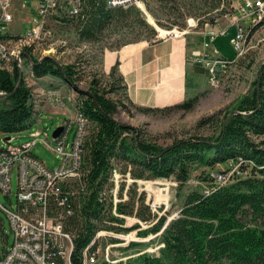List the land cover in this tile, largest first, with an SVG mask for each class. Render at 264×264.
<instances>
[{"label":"trees","instance_id":"1","mask_svg":"<svg viewBox=\"0 0 264 264\" xmlns=\"http://www.w3.org/2000/svg\"><path fill=\"white\" fill-rule=\"evenodd\" d=\"M212 7L218 8L219 0H214ZM66 8L64 2L55 14H50L47 27L52 17L60 21L59 12H62L75 22L79 38L87 41L97 40L112 22L126 25L134 20L140 30L138 35L157 33L133 4L107 7L105 0H79V12L74 16L68 15ZM209 22L213 23V19ZM24 57L33 77L47 74L59 77L77 92L75 106L88 123L81 161L85 192L74 184L64 187L73 190L64 207L68 206L72 213L63 218L65 230L73 234L72 264H82V251L97 230L140 228V223L123 226L125 216L131 214L149 225L139 229L138 235L158 233L161 243L158 253L141 252L134 258L116 262L98 260L95 254V259L87 264H264V62L252 89L237 100L233 109L224 112L214 135L180 138L162 146L113 117L125 105L107 93L118 90L138 113L168 107L139 106L128 100L116 63L108 71L113 78L111 84L101 86L98 80H92L87 90H80L75 84L78 79L75 64L60 63L52 55L38 58L29 53V57ZM193 65L205 73L203 68ZM190 81L187 84L191 85ZM0 92V133L24 129L33 116V93L15 61L9 63V68L0 67ZM193 100L187 98L170 108L188 110ZM238 156L243 159L240 169H245L247 174L235 175L225 184L217 183L211 173L219 170V165L228 167L229 160ZM115 167L121 181L116 188L119 200L114 204L113 192L107 195L104 186H113ZM193 170H197L195 177L199 183L212 189L203 193L201 185H196L183 196L177 214L169 220L166 214L158 216L152 211L145 203L143 192L135 196L138 179L173 178L177 188H181ZM128 178L132 179L131 183ZM123 190L125 199H122ZM64 208L53 202L48 213L57 215ZM107 238L116 241L111 236ZM96 248L97 238L88 246V252ZM55 264L64 263L57 256Z\"/></svg>","mask_w":264,"mask_h":264},{"label":"rangeland","instance_id":"2","mask_svg":"<svg viewBox=\"0 0 264 264\" xmlns=\"http://www.w3.org/2000/svg\"><path fill=\"white\" fill-rule=\"evenodd\" d=\"M213 2L214 0H137V3L133 5L141 10L145 21L154 27L157 32L154 36L138 35L139 27L134 20H131L126 25L123 22H112L102 30L99 38L94 41L80 39L77 30H75V22L59 12L60 21H54V17H52L48 23V27L52 31L51 36L45 40V43L36 45L33 54L34 56L52 55L60 63L75 64L78 78L75 84L80 90H87L92 80H98L101 86H108L113 82L112 76L108 75V65L104 63L105 55L108 52L119 51L128 43L154 42L164 37L173 36L172 33L184 36L191 48L192 45L199 44L205 30L216 31L225 28L229 24L228 17L233 12L232 6L239 2L219 0V7L216 9L212 7ZM57 18L59 19V17ZM210 19H213V23L209 22ZM247 22L248 19L244 21L245 24ZM246 30L248 32L241 54L238 55L234 63L221 70L217 85L209 84L205 73L197 74V85L191 87L188 95V98L194 99L190 109H175L170 108L171 105H169L159 111L138 113L118 90L116 93H107L108 96L118 98L125 105L120 107L113 117L119 122L133 126L145 139L162 146L169 145L173 140L180 138L214 135L217 131L218 120L224 112L233 109L237 100L252 89L264 62V17L262 22L253 29L246 27ZM233 33L234 27L231 26L225 34H217L212 43V47L217 48L218 53L225 58L235 55V50L230 44ZM135 37L139 39L135 41ZM0 67L9 68V64L0 61ZM25 72H27L26 65ZM73 91L71 108L78 97L77 92ZM32 92L34 95L40 93L38 90ZM65 106H69V102H66ZM73 113H69V117ZM214 114L215 116L212 117ZM67 116L68 114L63 108L40 111L37 119L28 122L24 129L10 134L0 133V147H4L7 142L20 144L36 137L45 138L50 145L54 146L55 140L51 135L52 131L61 125ZM36 130H38L37 134H35ZM73 130L74 127L68 133L69 142L72 139ZM5 136H9L10 139L5 140ZM256 139L259 140L260 137ZM31 151L49 168L59 164L58 156L41 141H37ZM114 174L119 186L121 177L117 167L114 169ZM196 174L197 170H193L189 180L181 188H177L173 178L138 179L134 186L135 196L143 192L145 203L150 206L152 211L158 216L166 214L167 220H169L177 214L183 196L188 191L195 189L196 185L193 183L198 181L195 177ZM112 182L111 188L107 184L104 186L107 195L110 191L113 192L114 181ZM128 183L131 182L128 181ZM200 185L203 184L200 183ZM9 186L8 197L11 204L14 205L17 192L15 167L10 172ZM122 196V199L127 198L124 190ZM8 202V198L0 191V203L10 207ZM0 218L3 221V226L0 225L1 246L2 241L6 240L10 244L13 236L9 221L1 209ZM136 223H140V228L110 231L111 233L109 232L108 235L99 236L96 258L116 262L134 258L141 252L158 253L161 246L158 233L138 235L139 229L146 228L149 226L148 224L131 214L125 216L123 226L130 227ZM107 236L115 238L116 241H109Z\"/></svg>","mask_w":264,"mask_h":264},{"label":"built area","instance_id":"3","mask_svg":"<svg viewBox=\"0 0 264 264\" xmlns=\"http://www.w3.org/2000/svg\"><path fill=\"white\" fill-rule=\"evenodd\" d=\"M12 0H0V61L10 63L15 61L16 66L25 75V57L33 54L36 45L45 43L52 31L47 27V18L55 14L62 3H67L66 13L74 16L79 12V0H40L36 6V15L32 18L33 26L23 34L11 36L6 33L8 24L12 20L10 12ZM137 3V0H105L107 7H126ZM233 12L228 17L229 24L222 29L208 30L210 41L217 34H225L229 27H234V34L230 38V44L235 50L233 58H223L214 49L212 53L201 50H194L189 60L205 70L207 80L211 85H217L219 74L224 67L234 63L241 54L243 44L246 41V27L253 28L261 22L264 17V0H244L242 3L234 4ZM248 19L247 24L244 21ZM173 36H177V33ZM208 42H203L207 46ZM34 55V54H33ZM40 58L41 56H37ZM30 60V59H29ZM31 62V61H29ZM27 66V65H26ZM27 70L29 68L27 67ZM46 97L52 95L50 89L41 92ZM2 94V92H0ZM73 102V97L65 99L58 96V101L64 103ZM62 130L54 138L55 145L52 146L45 138H33L24 143L12 144L7 142L0 147V191L8 198L10 207L0 203V209L5 213L12 232V242L2 241L0 246V264H55V257L63 260L64 264L71 263L73 250V234L65 230L63 218L71 214L70 209H65L68 196L73 194L64 187L74 184L76 188L84 191V177L81 168L82 144L87 133V119L77 110L74 104V113L71 117L63 120ZM74 127L72 139L68 141V133ZM38 130L35 131V134ZM41 141L58 156L59 164L49 168L45 163L36 157L31 149ZM243 159L229 160L228 167L218 166L219 170L211 173V176L219 184H225L235 175H246L247 171L241 170L240 165ZM16 168L17 192L16 203L11 204L10 172ZM115 177V178H114ZM119 177V176H118ZM114 179V180H113ZM113 203L119 198L116 196L118 182L113 170ZM127 181H132L128 178ZM198 182V181H197ZM193 183L194 185L200 184ZM203 193H209L211 187L201 185ZM54 204L63 207L64 211L57 215L48 213L49 207ZM114 211V207L112 208ZM0 225L3 221L0 218ZM110 231L97 230L90 240L89 245L99 236L108 235ZM111 233V232H110ZM87 245L83 251L82 264H87L95 259L97 248L88 252ZM108 261V260H107ZM113 262V261H110Z\"/></svg>","mask_w":264,"mask_h":264},{"label":"crops","instance_id":"4","mask_svg":"<svg viewBox=\"0 0 264 264\" xmlns=\"http://www.w3.org/2000/svg\"><path fill=\"white\" fill-rule=\"evenodd\" d=\"M39 1L12 0L10 6L12 20L6 31L8 35H23L31 29L32 18L36 15ZM233 1L242 3L244 0ZM207 32L208 30H205L199 44L192 45L191 48L184 36H169L154 42L128 43L119 51L108 52L104 63L108 68L116 63L117 72L125 85L126 97L133 104L162 108L180 103L188 98L191 87L197 85L196 76L200 73L189 60L191 51L194 49L207 53H212L214 49L218 51L212 47L215 37L210 41ZM203 42H208V45L203 46ZM218 55L221 56L219 53ZM25 80L32 91H40L36 95L32 92L34 112L31 120H36L38 113L43 110L63 108L68 114L67 118L69 113L74 112V105L72 104V108L70 106L71 102L69 106H65L68 101L65 100L64 103L58 101V96L65 99L67 96L72 97L74 93L72 87L63 79L49 74L33 77L27 70ZM187 80H191V85L187 84ZM46 89L51 90V96L46 97L41 93Z\"/></svg>","mask_w":264,"mask_h":264},{"label":"water","instance_id":"5","mask_svg":"<svg viewBox=\"0 0 264 264\" xmlns=\"http://www.w3.org/2000/svg\"><path fill=\"white\" fill-rule=\"evenodd\" d=\"M233 113H236V111H234ZM61 130H62V126H61V125L57 126V127L52 131V134H51L52 137L55 138V137L60 133ZM4 139L8 141V140L10 139V137H9V136H5Z\"/></svg>","mask_w":264,"mask_h":264},{"label":"bare ground","instance_id":"6","mask_svg":"<svg viewBox=\"0 0 264 264\" xmlns=\"http://www.w3.org/2000/svg\"><path fill=\"white\" fill-rule=\"evenodd\" d=\"M147 186H149V184H147Z\"/></svg>","mask_w":264,"mask_h":264}]
</instances>
